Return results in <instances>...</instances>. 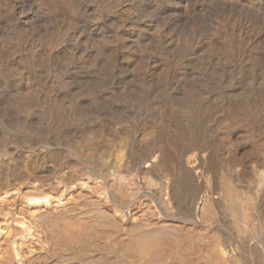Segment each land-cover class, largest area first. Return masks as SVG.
<instances>
[{"label": "bare ground", "instance_id": "obj_1", "mask_svg": "<svg viewBox=\"0 0 264 264\" xmlns=\"http://www.w3.org/2000/svg\"><path fill=\"white\" fill-rule=\"evenodd\" d=\"M20 2L0 0V264H264L262 7L230 0L198 38L155 0Z\"/></svg>", "mask_w": 264, "mask_h": 264}, {"label": "rangeland", "instance_id": "obj_2", "mask_svg": "<svg viewBox=\"0 0 264 264\" xmlns=\"http://www.w3.org/2000/svg\"><path fill=\"white\" fill-rule=\"evenodd\" d=\"M20 1L21 2L18 3V5L13 3L14 5L12 4V6H16L18 8V10H20L19 6L23 5L22 4V2H23L24 3V5H23L24 8L22 9L23 13L24 14H29L30 17H33L34 14H35L34 6H31L30 4L26 3V0H20ZM254 1L256 3H258V5L261 6L262 9L264 10V0H254ZM227 2H229V4H230V0L229 1L228 0H220V1H217L216 4L207 5L203 9L204 10L202 12L203 14L199 13V14L193 15L190 18V20H187V18L183 17V15H182L183 9L185 7V5L182 2V0H155V3L153 5V7L151 8V11L156 10V13H157L158 11H160L162 9V7L164 5H166L169 8L167 12L170 15V20L167 21L168 24L166 25L167 30L168 31H176L177 32V31H181V30H186L189 27L190 24H194L196 29H197V36L199 38V37H202L205 34V28L203 27L204 25H203V21H202L203 18H208V17H210L212 15H216L217 16V15H220L221 13L225 14L226 11H227L228 6H230V7H231V5L233 7L236 6V3H231V5H229ZM87 3L89 5H92L91 2H89V1ZM139 3L143 7L144 0H140ZM98 4H100V2H98ZM12 6H10V8ZM74 6H75L74 10H76L77 12H80V11H82L84 9V2L80 6H78V4L75 3ZM220 7L222 9H220ZM208 13H210V14H208ZM172 21H174V22H172ZM200 22H201V25H200ZM180 25L182 26L181 28H180ZM185 27H186V29H185ZM244 35L245 36L249 35V34H246V30L244 31ZM255 38H256V35H253L251 40H254L255 43L260 44V45H261V43H263L262 40H259L258 38H256V40H255ZM263 46H264V43H263Z\"/></svg>", "mask_w": 264, "mask_h": 264}]
</instances>
